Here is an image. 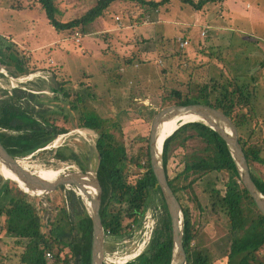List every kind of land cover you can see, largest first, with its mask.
<instances>
[{
  "label": "rangeland",
  "instance_id": "rangeland-1",
  "mask_svg": "<svg viewBox=\"0 0 264 264\" xmlns=\"http://www.w3.org/2000/svg\"><path fill=\"white\" fill-rule=\"evenodd\" d=\"M56 1L65 10V21L82 17L97 2ZM36 3L37 0H0V35L8 36V40H0V69H5V60L10 55L27 61L30 74L24 76V82L32 81L26 86L36 88L29 87L34 91L28 97L30 110L42 112L57 109V104H62L55 100L57 94L49 89L51 75L61 82L70 81V84L86 82L82 94L90 97L89 101L99 115H107L111 121L118 122V129L113 133L119 143L126 146L130 158L149 145L152 120L165 108L163 97L170 89L186 90L192 97H197L202 86L208 84L212 89L225 77L241 78L239 83H249L255 78L259 87L254 103L262 130L253 141L260 145L264 155V0H224L208 4L200 11L180 0H170L158 11L117 1L102 19L88 28L90 33L97 32L101 21L121 25L125 32L120 36L121 42L116 43L107 40L105 34L89 35L87 32L85 35L78 30L73 36L57 33ZM10 37L24 45L14 42L16 46H12ZM41 76L48 77L45 88L41 84L38 86ZM3 84L5 79H0V91ZM68 88L71 92L75 90L71 85ZM4 99L10 101L13 96ZM20 106L18 103L19 108L23 107ZM96 139L97 134L91 130L73 129L54 142L51 148L59 146L68 158L73 159L69 162L72 167L69 170L63 167L46 169V158L39 152L17 160L23 167L38 173L83 169L93 172L97 164ZM21 152L27 153L26 150ZM206 154L204 146L196 140L188 142L185 153L182 148L174 149L168 164L170 176L183 169L186 157L195 160ZM145 159H142L143 165ZM126 170L133 181L143 171L129 162ZM260 170L258 176L264 179V166ZM211 177L221 191H225V183L230 182L232 187L237 184L233 175L218 173ZM6 185L10 187L6 179L0 180V190ZM50 199L55 206L63 203L59 193H52ZM8 200L9 196L5 195L0 204L8 203ZM160 200L154 192L139 224L127 235L105 236L104 262L126 264L150 249L162 218ZM201 200L205 204L203 196ZM184 203L191 209L189 201ZM41 218L43 225L48 223L49 217L43 211ZM1 220L3 224L4 217ZM218 226L219 223L212 220L200 243L203 249L216 252L215 257L211 256L212 264H227V258H222L227 242V235L223 236L226 228L221 223ZM17 241L14 236L0 232V264H20L24 246Z\"/></svg>",
  "mask_w": 264,
  "mask_h": 264
},
{
  "label": "trees",
  "instance_id": "trees-1",
  "mask_svg": "<svg viewBox=\"0 0 264 264\" xmlns=\"http://www.w3.org/2000/svg\"><path fill=\"white\" fill-rule=\"evenodd\" d=\"M117 1L140 4L156 11L170 2L97 0L82 17L70 21L64 20L65 10L56 0H37L36 7L45 13L48 23L57 33L73 36L78 30L87 35L88 28L98 19H102ZM180 1L196 11L202 10L208 4L224 2ZM5 66L14 68L12 72L20 71L23 75L29 73L27 61L23 57L10 55L5 60ZM57 78L56 76V81ZM239 80L241 78L225 77L215 83L212 89L205 84L198 91L197 97H192L186 90L183 92L170 89L163 97V107L173 104H203L226 114L238 129L239 141L252 178L264 195V179L258 176L260 168L264 166V155L260 145L253 141L257 132L262 130L254 103L259 85L255 78H251L249 83H239ZM70 85L75 89L74 92L68 88ZM85 88L86 82L70 84V81L58 80L55 100L62 104H57V109L42 112L29 108L21 110L10 101H1L0 131L18 134L12 139L17 149L10 144L6 145L2 137L0 141L16 159H25L39 151L38 154L46 158V169L58 170L63 167L69 170L72 168L69 162L73 159L68 158L61 147L44 148L52 146L56 139L69 134L73 129L96 133L97 161L100 159L98 178L104 192L101 220L105 235L120 237L130 233L145 214L151 195L158 193L163 212L155 238L147 252L126 264H171V221L162 192L156 187L157 180L150 165L149 145L146 149H140L138 155L129 158L126 146L119 143L113 133L118 129V122L95 111L89 101L90 97L82 94V89ZM192 140L199 141L207 154L195 160H188L186 157L183 169L170 176L168 164L172 151L182 148L185 153L188 142ZM21 150H26L27 153ZM143 158H146L145 165L142 164ZM128 162L143 170L134 181L126 170ZM163 163L170 187L184 212L183 246L188 264L214 262L211 258L216 256V252L213 253L209 248L203 249V244L200 243L206 226L212 220L219 223L218 228L220 223L226 228L223 236L227 235V242L222 258H227V264H264V215L241 183L226 142L202 120L182 123L165 142ZM218 173L233 175L236 186L232 187L229 182L225 183V191L217 189L211 176ZM4 179L0 173V180ZM7 184L10 187L6 185L0 190V199L5 195L9 196L8 203L0 204V224L4 217L0 232L14 236L18 239V244L24 246L20 264H91L92 221L83 198L74 187H61L54 192L59 193L63 199L61 205L55 206L50 199L51 194L32 196L20 190L10 180H7ZM201 196L205 198V204L202 203ZM184 201L190 202L191 209L185 206ZM41 211L49 217L47 224H42ZM48 253L51 257L47 256Z\"/></svg>",
  "mask_w": 264,
  "mask_h": 264
},
{
  "label": "water",
  "instance_id": "water-1",
  "mask_svg": "<svg viewBox=\"0 0 264 264\" xmlns=\"http://www.w3.org/2000/svg\"><path fill=\"white\" fill-rule=\"evenodd\" d=\"M188 116L198 118L207 123L226 142L241 183L253 198L259 211L264 215V195L252 178L248 161L239 141V132L233 121L222 111L203 104H173L161 109L154 116L151 123L149 156L151 169L157 180L156 187L160 188L162 192L170 216L173 237L171 264H188V260L183 246L184 212L170 187L163 163L164 145L168 138L164 137V128L168 123L174 120L180 121V119ZM0 163L13 176V178L5 179L16 184L25 193L34 196L52 194L61 187H74L83 198L92 221L91 264H104L106 235L101 220L104 192L98 178L100 159L97 161L93 172L58 171L56 177L45 179L37 171L24 168L0 141ZM87 190L89 191L87 192ZM79 191H85L87 198ZM92 193L94 194L93 196ZM92 203L94 207L90 210Z\"/></svg>",
  "mask_w": 264,
  "mask_h": 264
},
{
  "label": "crops",
  "instance_id": "crops-1",
  "mask_svg": "<svg viewBox=\"0 0 264 264\" xmlns=\"http://www.w3.org/2000/svg\"><path fill=\"white\" fill-rule=\"evenodd\" d=\"M124 32H125V30L122 29L121 25H119V24H116V25L113 24L112 25L111 23H109L107 21H101L100 28L97 30V32H95V33H89V35H92V34H94V35H97V34H100V35L105 34V38H107V40L109 39V40H111V42L116 43V42H119V41L121 42L120 36L123 35ZM0 38H1L0 40H4V41L5 40H8L7 39L8 36H4L2 34L0 35ZM10 39H12L10 41L13 44H15L14 42H16L17 45L19 43V46H21L23 44V43L21 44V42H18L15 38H11L10 37ZM50 43H53L54 44V42H50ZM12 70H14V68H12L11 66L9 68L5 66V69H0V75H1L0 76V79L3 80V81L5 79V84L2 85L3 87H1L2 89L0 91V95L2 94V98L0 99V102L5 100L4 99L5 96L11 95V96H13V99H9L10 102L16 108L22 110L24 108H28V103L27 102H30V100H28V97L31 96V94H34V91L33 90H30V89H32V88L33 89H36V88L35 87H32L30 85L26 86L28 82L31 83L32 81H25L24 82V80H25L24 79V76L25 75L21 74L20 71H17V72L14 71V72H12ZM10 73H11V75H10ZM13 73H16V74L14 75ZM52 77H53L52 75H51V77H49L50 78V81H51L50 84H49L51 87L49 86V89H50V91H52V93L55 94V86H54V84L57 81H56V79L54 77L53 78ZM47 79H48L47 76H43L41 78L40 83H38V86L40 87L41 85H43L44 88L47 87V83H46ZM54 79H55V81H54ZM34 85H36V84H34ZM29 87H30V89H29ZM23 93H25V94H23ZM18 103H19V105L21 104V106H23V107L22 108H19L18 107ZM30 105L32 106L33 104H30ZM25 106H27V107H25ZM38 111H41V110H38ZM2 134H3L2 138L4 139V142H5L6 145L7 144H10V143L13 144V140L12 139L14 138L15 135H18L16 133H9L7 131H3ZM61 137H59V138H61ZM51 147H53V146H48L46 148H48V149L50 148L51 149ZM57 147H59V146H57ZM13 148L15 149L17 147L16 146H13ZM37 152H39V151H37Z\"/></svg>",
  "mask_w": 264,
  "mask_h": 264
},
{
  "label": "bare ground",
  "instance_id": "bare-ground-1",
  "mask_svg": "<svg viewBox=\"0 0 264 264\" xmlns=\"http://www.w3.org/2000/svg\"><path fill=\"white\" fill-rule=\"evenodd\" d=\"M197 120H200V119L188 116V117H184V118L180 119V121L174 120V121L168 123L167 126H165V128H164V137H169L170 135H172L177 130V128L180 126L181 123H187V122H192V121H197ZM26 169H28V168H26ZM0 171H1L2 176L4 178H13V176L10 175V173L3 168L1 163H0ZM38 174L41 175L45 179H52L53 177H56V175H58V173L56 171H44L43 173H38ZM86 189H88V188H86ZM88 191L89 190H87V192ZM79 192L82 193L85 198H87V193L85 191H79ZM93 195L94 194L92 193V196ZM93 207H94V205L92 203L90 205V210Z\"/></svg>",
  "mask_w": 264,
  "mask_h": 264
},
{
  "label": "built area",
  "instance_id": "built-area-1",
  "mask_svg": "<svg viewBox=\"0 0 264 264\" xmlns=\"http://www.w3.org/2000/svg\"><path fill=\"white\" fill-rule=\"evenodd\" d=\"M0 254H1V252H0ZM47 256H48V257H51V254H50V253H48V254H47Z\"/></svg>",
  "mask_w": 264,
  "mask_h": 264
}]
</instances>
